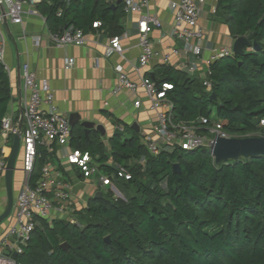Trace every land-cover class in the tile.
Wrapping results in <instances>:
<instances>
[{"label": "trees", "instance_id": "1", "mask_svg": "<svg viewBox=\"0 0 264 264\" xmlns=\"http://www.w3.org/2000/svg\"><path fill=\"white\" fill-rule=\"evenodd\" d=\"M214 8V17L233 39L245 36L259 50L244 46L240 54L212 60L206 76L210 90L197 76L171 64H157L145 76L157 88L171 85L165 94L176 123L195 124L206 117L210 123L219 122L230 136L264 135V0H216ZM35 9L49 32L71 28L86 33L96 30L94 22L109 35L123 31L122 2L41 0ZM211 93L215 99H210ZM10 101L9 77L0 62V134ZM197 130L214 135L203 127ZM140 135L124 124L121 133L104 142L99 130L85 133L82 125L71 127L70 146L89 153L100 172L112 173L108 160L128 168V179L115 178L125 196L115 198L108 187H99L68 216H36L16 264H264V156L215 164L203 146L151 155ZM12 138L7 136L6 142ZM46 163L60 169L63 180L72 181L56 150L38 147L31 184L42 177Z\"/></svg>", "mask_w": 264, "mask_h": 264}, {"label": "built area", "instance_id": "2", "mask_svg": "<svg viewBox=\"0 0 264 264\" xmlns=\"http://www.w3.org/2000/svg\"><path fill=\"white\" fill-rule=\"evenodd\" d=\"M41 0H0L3 12H0V62L3 64L7 74L10 70L5 62V36L3 22L8 19L14 24H21L23 15L38 13L35 4ZM125 13L137 14V30L139 36L140 54L137 58L140 66L149 64L156 55L150 40V33L153 28L160 27L161 21L148 9L149 0H120ZM205 0H179L170 2L169 8L174 14V25L171 30L173 37L182 42V47L172 48L163 55V62H168L171 55L180 57L191 55L195 59L181 64L182 70L190 75H195L198 70V59L202 54L201 41L205 37V30L199 24L200 5ZM28 6L25 10L24 7ZM213 8V12H214ZM100 25L94 22L93 27ZM48 38L56 47H63L69 44L81 45L85 42L84 33L81 29H65L61 33L49 32ZM192 41H195L192 43ZM38 38L36 39V43ZM111 48L121 53L122 47L119 37L111 38ZM212 54L207 59L205 77L202 79L207 90H210L211 83L206 79L209 73L208 64L223 55L232 53V48H213ZM198 58V59H197ZM197 59V60H196ZM74 64L73 58L65 60L64 67L70 68ZM117 74V83L112 92L117 93L123 89L136 92L139 88L148 97V109L156 114V121L152 128L142 133L140 140L147 152L151 155L158 154L162 149L173 150L175 148L193 150L199 147H206L211 154V142L216 135L232 137L222 130L219 122H209L206 117H200L196 123H176L173 120L172 102L166 97L165 90L171 85L162 83L157 88L153 80L142 76L139 82L131 80L120 65L114 67ZM138 70L137 67H135ZM22 80L27 96L21 105L20 115L13 113L6 114L2 118L1 135L7 137L14 135L19 137L20 145L18 154L21 161L22 183L15 196L16 215L14 222L9 226L7 237L0 242V264H16L12 258L13 252L18 253L22 245L27 241L30 232L35 224V217L53 218L56 216H68L69 202L71 201L70 183L63 180V174L52 163H46L42 167V177L34 184L30 183V177L37 157V148L43 147L49 152L56 150L57 157L61 164L75 167L84 179L95 176L98 186L101 189L107 187L112 191L115 198L122 197L115 178L130 177L128 168L121 163L107 161L113 170L109 175L100 172L98 163L87 152L70 146L71 125L68 119L60 112L54 101L53 90L47 79H36L35 73L27 63L21 67ZM140 100L134 102L136 108L140 107ZM198 124V126L196 125ZM264 125V118L260 120ZM203 127L214 134L210 137L197 128ZM122 130L121 128H118ZM143 158L138 162L142 163ZM6 156L0 154V175L4 173ZM12 238V239H10ZM8 250L9 254H5Z\"/></svg>", "mask_w": 264, "mask_h": 264}, {"label": "crops", "instance_id": "3", "mask_svg": "<svg viewBox=\"0 0 264 264\" xmlns=\"http://www.w3.org/2000/svg\"><path fill=\"white\" fill-rule=\"evenodd\" d=\"M108 1H112L113 4L118 3V0ZM176 1L179 0L148 1L149 11L160 19L161 26L153 28L150 33V40L156 55L145 66H140L137 60L141 51L138 41L137 14L125 13L120 20L123 31L117 35H109L105 30H98L97 26L94 27L96 30L84 33L85 42L83 44H69L63 47H56L51 43L45 19L39 13H25L21 24H14L8 19L4 20V59L10 70L8 77L11 87L8 113L20 115L21 105L27 96L21 67L27 63L35 73L37 80H48L53 90L56 106L68 121L72 117L77 122L75 124L77 127L84 121L102 125L104 142H107L115 130L122 132L124 124L134 128L140 134L149 131L156 121V114L148 109V97L141 88L136 92L123 89L113 93L112 89L117 83L114 67L122 66L131 80L139 82V79L147 72H152L157 64H171L182 70L181 64L195 59L191 55L187 56L182 53L179 58L171 55L168 62H163L162 59L163 55L169 53L172 48L182 47V42L171 34L174 14L169 8V3ZM215 5L216 0H205L200 5L198 22L205 30V37L200 43L202 54L199 59L197 58L199 65L195 74L200 80L205 77L207 59L213 53L212 49L232 48L234 41L225 25L214 17ZM27 8L28 6L24 7L25 10ZM0 12H3L2 6H0ZM114 36L119 37L121 53L111 48V38ZM69 57L74 59V64L70 68H65V60ZM136 100L141 102L139 108L134 106ZM11 143H7L6 137L0 134L1 153L5 156L10 152ZM61 165L72 176V181L69 182L71 201L68 207V212L71 213L74 209L83 207L86 201L85 194L75 191L72 185L76 180L86 179H79L73 172L74 167L64 163ZM18 169L22 173L21 166ZM20 186L21 184H18L17 188L13 187L14 199L11 213L0 222V242L7 237L8 228L15 220V196ZM6 204L7 196L2 174L0 175V214L4 211ZM54 215L56 216L55 213Z\"/></svg>", "mask_w": 264, "mask_h": 264}, {"label": "water", "instance_id": "4", "mask_svg": "<svg viewBox=\"0 0 264 264\" xmlns=\"http://www.w3.org/2000/svg\"><path fill=\"white\" fill-rule=\"evenodd\" d=\"M120 2V0H118ZM5 21V26H6ZM244 46H252L254 50H259V46L250 42L247 37L239 36L234 39L232 43V52L240 54L243 51ZM216 96L214 93L210 94V99H215ZM71 127H73L77 122L73 120L72 117L69 119ZM84 127V132L87 133L90 129L94 128L99 130L100 134H104V128L102 125H94L93 122L84 121L81 123ZM134 127V125H133ZM136 128V127H135ZM118 132L117 130L114 133ZM121 133V132H118ZM20 140L19 137L14 135L12 138V143L10 146V152L6 165L4 168L3 178L6 189L7 204L4 211L0 214V222L5 220L11 213L13 207V174L16 170V159L18 156ZM211 155L214 158V163L218 164L222 161L237 160L240 158H248L255 156H264V135L258 136H245V137H222L216 135L211 142ZM174 171H179V165L177 163L173 164ZM97 195H100L99 192ZM108 241V238H105ZM62 247L66 248V243L61 244ZM5 254H9L8 250L5 251ZM16 252L11 254L12 258H16Z\"/></svg>", "mask_w": 264, "mask_h": 264}, {"label": "rangeland", "instance_id": "5", "mask_svg": "<svg viewBox=\"0 0 264 264\" xmlns=\"http://www.w3.org/2000/svg\"><path fill=\"white\" fill-rule=\"evenodd\" d=\"M213 114H214V111H213ZM255 134H258V133H255ZM249 135H252V134H247V136H249ZM15 166H16V170L14 171V175H13V187H14V189L17 188L18 184L22 183V179H23L22 173L18 169L21 166L19 154L17 156ZM72 188H74L75 191L83 192L87 196V195L91 194V192L98 190L99 186H98V183L95 179V176H93V177L86 179V180H76L73 183ZM119 190H120V188H119ZM133 192L134 191L131 189V190H129L128 193L131 194ZM14 196H15V192H14ZM124 196H125V193L123 194L122 197H124Z\"/></svg>", "mask_w": 264, "mask_h": 264}]
</instances>
